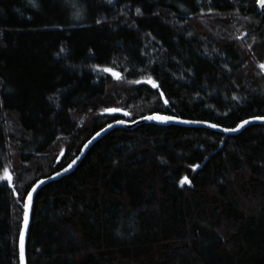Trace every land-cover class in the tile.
Listing matches in <instances>:
<instances>
[{
	"label": "trees",
	"instance_id": "1",
	"mask_svg": "<svg viewBox=\"0 0 264 264\" xmlns=\"http://www.w3.org/2000/svg\"><path fill=\"white\" fill-rule=\"evenodd\" d=\"M257 1L0 0V264H19L29 187L108 122L162 112L232 127L264 116ZM26 257L264 264V124L235 135L109 130L36 192Z\"/></svg>",
	"mask_w": 264,
	"mask_h": 264
},
{
	"label": "water",
	"instance_id": "2",
	"mask_svg": "<svg viewBox=\"0 0 264 264\" xmlns=\"http://www.w3.org/2000/svg\"><path fill=\"white\" fill-rule=\"evenodd\" d=\"M264 3V0H258L257 1V7L258 10L261 13H264V7H261V4ZM264 70V69H263ZM162 115V116H169V117H175L173 120H166V121H156V120H146L143 119L145 116H150V115ZM257 117H264V116H251L244 118L240 120L237 124H235L232 127H225L219 124H216L211 121L207 120H198V119H188V118H182L174 114H168V113H162V112H152L145 114L143 116H140L138 118H135L133 120H128V119H117L108 122L105 124L103 127L98 129L91 137H89L81 146L79 149L78 153L71 159L69 160L64 166H62L60 169L50 173L47 176L40 177L36 179L33 184L29 187L25 197H24V203H23V214H22V221H21V227H20V232H19V239H18V263L21 264V229H23L24 235H23V264H27V257H26V239H27V233H28V228L30 224V219H31V214H32V206H33V200L35 197L36 192L38 189L46 184L49 181L56 180L59 177H62L63 175H66L70 173L78 164L80 159L84 156L88 148L96 141L98 140L102 135H104L106 132L109 130L116 128V127H122V128H132L135 125L146 122V123H153L157 125H181V126H189V127H202V128H207L225 135H235L239 133L241 130H243L245 127L251 124H264V119H254ZM117 121H124V123H117ZM243 121H247V123H242ZM111 125V127H109ZM213 125H216V127H213ZM237 125H240L239 128H237ZM103 129V131H101ZM225 129H235V131H225ZM71 165V166H70ZM70 166V167H69ZM11 178L12 175L9 172ZM4 179V178H3ZM7 180V179H4ZM9 181V180H7ZM39 182V183H38ZM9 184L11 186V181H9ZM35 186V187H33ZM31 192L32 195L29 198L28 193ZM28 204V208L25 209V204ZM27 211V224H25V212Z\"/></svg>",
	"mask_w": 264,
	"mask_h": 264
},
{
	"label": "snow or ice",
	"instance_id": "3",
	"mask_svg": "<svg viewBox=\"0 0 264 264\" xmlns=\"http://www.w3.org/2000/svg\"><path fill=\"white\" fill-rule=\"evenodd\" d=\"M261 7H264V3L261 4ZM136 11H137V13H139L140 12V9L137 8ZM97 23H99V21H97ZM260 67L262 69H264V64H261ZM103 71L112 72V75L114 77H117V78L119 77V74L116 73V72H113L112 69L104 68ZM138 82L139 81H137V83ZM147 82L148 83H151L153 87H156V84L152 81L151 77H149L147 79ZM161 95H163V94H161ZM165 103H167V101H165ZM104 111L111 113V112H119L121 110L118 109V108H107V109H104ZM124 114L125 115H130V113H127V112H125ZM143 119H146V120H156V121H166V120H173V119H175V117H169V116H162V115L154 114V115H150V116H145V117H143ZM254 119H264V117H257V118H254ZM117 123H124V121H117ZM242 123H247V121H243ZM109 127H111V125H109ZM213 127H216V125H213ZM239 127H240V125H237V128H239ZM101 131H103V129ZM225 131H235V129H230V130L229 129H225ZM193 167H195V166H193ZM3 178L11 181V176L9 174V171H8V168L7 167H5L3 169ZM183 182L184 181H182V183ZM33 187H35V186H33ZM31 195H32V193L29 192L28 193L29 198L31 197ZM27 208H28V204L26 203L25 204V209H27ZM25 224H27V211L25 212ZM23 235H24V232H23V229H21V264H23Z\"/></svg>",
	"mask_w": 264,
	"mask_h": 264
},
{
	"label": "rangeland",
	"instance_id": "4",
	"mask_svg": "<svg viewBox=\"0 0 264 264\" xmlns=\"http://www.w3.org/2000/svg\"><path fill=\"white\" fill-rule=\"evenodd\" d=\"M119 112H121L122 114H124V113H125V111H122V110H121V111H119ZM124 115H125V114H124ZM8 171H9V170H8ZM11 174H12V173H11Z\"/></svg>",
	"mask_w": 264,
	"mask_h": 264
}]
</instances>
